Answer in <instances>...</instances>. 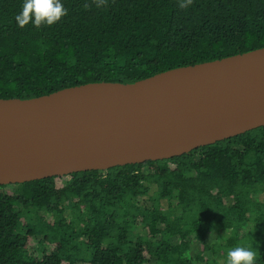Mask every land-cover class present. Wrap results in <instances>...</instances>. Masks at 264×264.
Masks as SVG:
<instances>
[{"label": "trees", "instance_id": "trees-1", "mask_svg": "<svg viewBox=\"0 0 264 264\" xmlns=\"http://www.w3.org/2000/svg\"><path fill=\"white\" fill-rule=\"evenodd\" d=\"M23 3L0 0V98L264 47V0H61L68 14L39 28L18 26ZM235 246L264 264V126L167 159L0 185V264H225Z\"/></svg>", "mask_w": 264, "mask_h": 264}, {"label": "water", "instance_id": "water-1", "mask_svg": "<svg viewBox=\"0 0 264 264\" xmlns=\"http://www.w3.org/2000/svg\"><path fill=\"white\" fill-rule=\"evenodd\" d=\"M264 126V47L0 98V185L180 156Z\"/></svg>", "mask_w": 264, "mask_h": 264}, {"label": "clouds", "instance_id": "clouds-1", "mask_svg": "<svg viewBox=\"0 0 264 264\" xmlns=\"http://www.w3.org/2000/svg\"><path fill=\"white\" fill-rule=\"evenodd\" d=\"M107 0H94L97 8L106 4ZM193 0H181L179 7L187 8ZM87 9L90 5L85 4ZM68 14V9L64 7L61 0H24L22 10L15 19L20 28L25 27L30 22L34 27L42 25L52 26L63 16ZM258 251L251 246H235L226 252L225 264H255Z\"/></svg>", "mask_w": 264, "mask_h": 264}, {"label": "rangeland", "instance_id": "rangeland-1", "mask_svg": "<svg viewBox=\"0 0 264 264\" xmlns=\"http://www.w3.org/2000/svg\"><path fill=\"white\" fill-rule=\"evenodd\" d=\"M136 231H137V229H136Z\"/></svg>", "mask_w": 264, "mask_h": 264}]
</instances>
